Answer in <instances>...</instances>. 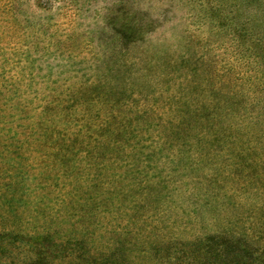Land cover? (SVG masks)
<instances>
[{
    "label": "trees",
    "instance_id": "trees-1",
    "mask_svg": "<svg viewBox=\"0 0 264 264\" xmlns=\"http://www.w3.org/2000/svg\"><path fill=\"white\" fill-rule=\"evenodd\" d=\"M256 25L264 30L262 19ZM253 39L264 47V36ZM256 56L241 59L256 69L235 75L184 62L193 74L179 83L182 95L128 114L122 106L132 103H111L110 117L71 136L44 124L59 102L14 129L7 109L27 112L31 102L7 104L11 83L0 82V264H264ZM88 129L93 137L82 142Z\"/></svg>",
    "mask_w": 264,
    "mask_h": 264
},
{
    "label": "rangeland",
    "instance_id": "rangeland-1",
    "mask_svg": "<svg viewBox=\"0 0 264 264\" xmlns=\"http://www.w3.org/2000/svg\"><path fill=\"white\" fill-rule=\"evenodd\" d=\"M260 19L264 0H0V82L12 88L3 100L31 102L5 117L24 126L45 102H59L60 114L49 109L44 124L71 136L82 123L91 128L110 117L111 103H132L122 106L127 114L143 102L165 104L193 74L184 62L221 76L256 69L243 63L246 55L264 65V47L253 39L264 36ZM82 134V142L93 137Z\"/></svg>",
    "mask_w": 264,
    "mask_h": 264
}]
</instances>
